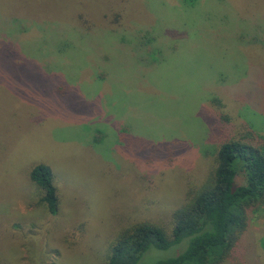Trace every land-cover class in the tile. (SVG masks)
<instances>
[{
  "label": "rangeland",
  "instance_id": "374dc122",
  "mask_svg": "<svg viewBox=\"0 0 264 264\" xmlns=\"http://www.w3.org/2000/svg\"><path fill=\"white\" fill-rule=\"evenodd\" d=\"M262 76L264 0H0V264H109L132 227L171 233L220 140L264 134ZM262 243L264 206L227 264Z\"/></svg>",
  "mask_w": 264,
  "mask_h": 264
},
{
  "label": "trees",
  "instance_id": "16d2710c",
  "mask_svg": "<svg viewBox=\"0 0 264 264\" xmlns=\"http://www.w3.org/2000/svg\"><path fill=\"white\" fill-rule=\"evenodd\" d=\"M220 102L214 98V103ZM252 127L245 125L238 138L220 140L212 177L174 212L171 233L152 223L136 225L112 243L109 264L229 263L264 206V134ZM240 175L244 183L238 182ZM31 179L56 213L51 168L35 166Z\"/></svg>",
  "mask_w": 264,
  "mask_h": 264
}]
</instances>
